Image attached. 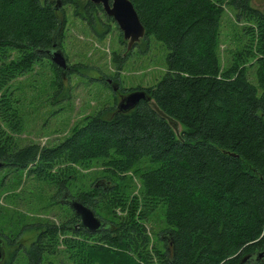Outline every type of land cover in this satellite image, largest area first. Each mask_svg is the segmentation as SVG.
<instances>
[{
  "label": "trees",
  "instance_id": "obj_1",
  "mask_svg": "<svg viewBox=\"0 0 264 264\" xmlns=\"http://www.w3.org/2000/svg\"><path fill=\"white\" fill-rule=\"evenodd\" d=\"M131 1L145 26L144 41L153 37L168 50L163 77L152 87L129 91L145 90L151 100L129 112L118 111L117 103L89 115L54 146L18 147L2 125H18L8 87L50 57L56 35L62 49L65 6L74 5L94 30L108 25L100 17L103 6L89 0H0L2 168L27 170L54 183L61 196L72 195L75 165L100 162L105 177L116 181L72 195L95 212L104 206L112 216L104 219L105 229H75V213L60 225L28 227L42 228L25 249L27 264H45L58 253L59 235L69 232L79 236L65 240L78 264H264V256L256 258L264 251V11L252 0ZM227 7L238 21L250 23L251 38L223 65L220 35ZM124 59L115 53L120 69ZM53 66L62 88V76L76 67ZM253 66L257 84L249 77ZM130 172L140 176L139 195H130ZM117 208L125 214L119 216ZM157 210L164 211L167 224L165 251L148 249L145 222ZM10 245L6 264L17 254Z\"/></svg>",
  "mask_w": 264,
  "mask_h": 264
},
{
  "label": "rangeland",
  "instance_id": "obj_2",
  "mask_svg": "<svg viewBox=\"0 0 264 264\" xmlns=\"http://www.w3.org/2000/svg\"><path fill=\"white\" fill-rule=\"evenodd\" d=\"M252 5L264 11V0H252ZM64 11L66 25L61 48L68 65L76 68L62 76L60 88L57 84L59 73L53 66L54 62L50 57L43 56L32 71L10 83L8 92L12 93L18 125L11 129L4 120L2 125L13 136L18 147L30 143L42 146L61 143L87 116L116 106L130 90L154 86L167 71L168 50L164 43L153 37L146 42L143 37L129 48V40L124 38L117 22L105 10L100 12V17L108 26H98L96 30L76 13L74 5H66ZM246 27H250V23L238 21L235 11L227 7L220 35L223 65L251 38ZM103 31L106 33L101 37L99 32ZM115 53L125 58L121 69L114 60ZM249 77L252 83L257 84L255 66L250 67ZM172 124L178 133L182 131L181 124ZM74 167L76 174L69 186L72 195L90 190L92 185L95 188V184L100 181L105 185H98L104 187L116 184V181L105 177L100 162L89 167ZM128 175L131 177L130 195H139L142 189L140 176L133 172ZM62 200L54 183L38 180L34 175H29L27 170L0 169V236L6 242V256L2 264L11 260V243L17 252L13 264H27L25 249L37 239L42 228L34 230L27 227L47 223L60 225L73 217V209ZM116 211L119 216L125 214L121 208ZM96 214L103 220L112 221V216L107 214L103 205L97 207ZM145 226L150 237L148 249L165 251L163 233L167 224L164 211L157 210L145 222ZM68 237L79 239L72 232L61 233L56 245L58 253L48 255L45 264H78L66 250L65 240ZM89 241L93 242V239ZM152 254L156 262L154 252Z\"/></svg>",
  "mask_w": 264,
  "mask_h": 264
},
{
  "label": "water",
  "instance_id": "obj_3",
  "mask_svg": "<svg viewBox=\"0 0 264 264\" xmlns=\"http://www.w3.org/2000/svg\"><path fill=\"white\" fill-rule=\"evenodd\" d=\"M96 4H101L105 12L114 18L123 31L124 38L129 40V48L138 43L145 37L146 30L142 23L138 12L131 0H89ZM54 47L47 51L51 60L62 69L69 70L67 58L62 49L57 48L59 41L56 35ZM116 89V87H115ZM142 100H151V96L145 90H134L122 97L117 105L118 111L129 112L133 110ZM4 166V162L0 161V168ZM71 204L72 209L77 215L81 216L82 225L91 232H98L105 224L104 220L96 215V212L84 205L77 199L67 201ZM6 250L4 240L0 237V262L5 259ZM264 256V251L257 255V259ZM248 259V258H247ZM246 259V260H247Z\"/></svg>",
  "mask_w": 264,
  "mask_h": 264
},
{
  "label": "flooded vegetation",
  "instance_id": "obj_4",
  "mask_svg": "<svg viewBox=\"0 0 264 264\" xmlns=\"http://www.w3.org/2000/svg\"><path fill=\"white\" fill-rule=\"evenodd\" d=\"M0 169H2V168H0ZM104 184L105 185V183L103 182V181H100L99 183H96L95 185L96 186H98V184ZM107 186V185H106ZM62 197H63V202H66V203H68L69 204V202H67V201H71V200H73V199H76L75 197H73L72 195H70V194H66V193H64V195H62ZM81 202V201H80ZM69 206L71 207V204H69ZM72 208V207H71ZM74 211V210H73ZM74 213H75V215L77 216V221H76V223L73 225V227L75 228V229H77V230H79L80 228H82V227H84L83 225H82V220H81V216H79V215H77L76 214V212L74 211ZM97 215V214H96ZM28 228V227H27ZM106 228V225L104 224L103 225V227H102V229H105ZM87 229V228H86ZM101 229V230H102ZM3 240H4V247L6 246V242H5V239L2 237V236H0ZM5 250H6V247H5Z\"/></svg>",
  "mask_w": 264,
  "mask_h": 264
}]
</instances>
